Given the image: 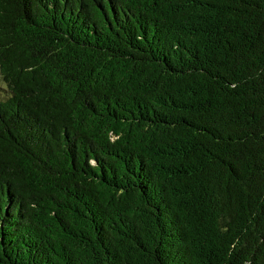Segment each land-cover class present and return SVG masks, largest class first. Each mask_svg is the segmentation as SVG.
I'll list each match as a JSON object with an SVG mask.
<instances>
[{
    "label": "trees",
    "instance_id": "trees-1",
    "mask_svg": "<svg viewBox=\"0 0 264 264\" xmlns=\"http://www.w3.org/2000/svg\"><path fill=\"white\" fill-rule=\"evenodd\" d=\"M0 264H264V0H0Z\"/></svg>",
    "mask_w": 264,
    "mask_h": 264
},
{
    "label": "rangeland",
    "instance_id": "rangeland-1",
    "mask_svg": "<svg viewBox=\"0 0 264 264\" xmlns=\"http://www.w3.org/2000/svg\"><path fill=\"white\" fill-rule=\"evenodd\" d=\"M2 83H3V81H2V79L0 78V93L4 90L3 87H2V86H3Z\"/></svg>",
    "mask_w": 264,
    "mask_h": 264
}]
</instances>
